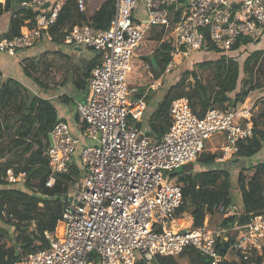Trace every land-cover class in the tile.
<instances>
[{"label": "built area", "instance_id": "1", "mask_svg": "<svg viewBox=\"0 0 264 264\" xmlns=\"http://www.w3.org/2000/svg\"><path fill=\"white\" fill-rule=\"evenodd\" d=\"M65 2L20 1L35 12L34 21L25 20L13 36L0 32V52L14 55L41 38L51 42L49 28ZM87 3L75 0L81 12H87ZM108 6L112 15L106 27L88 20L63 29V45L89 49L100 58L86 79L85 99L76 106L84 128L74 133L67 122L56 119L48 133L46 185L53 187L56 174L66 173L73 160L82 168L72 184V199L65 201L53 230L44 231L48 245L27 253L19 250L11 264H145L185 247L198 249L209 264L249 260L264 248V208L243 223L218 227L208 225L209 212L198 227L180 224L175 212L183 204L179 168L199 158L205 139L223 133L217 161L246 157L239 142L253 135L251 109L245 104L209 106L199 115L186 95H178L170 102L159 137L137 122L147 108L146 94L162 85V76L180 58L212 46L227 53L240 34L254 43L261 39L264 0H242L236 6L232 0H110ZM153 27L162 33L159 43L168 44L170 59L161 76L152 77L144 91L132 89V95L130 64L142 55L137 48ZM5 78L0 71V85ZM3 179L23 188L26 173L7 168ZM211 209L222 217L244 213L239 199L228 205L213 203ZM224 239L230 244L221 254L216 245Z\"/></svg>", "mask_w": 264, "mask_h": 264}, {"label": "trees", "instance_id": "2", "mask_svg": "<svg viewBox=\"0 0 264 264\" xmlns=\"http://www.w3.org/2000/svg\"><path fill=\"white\" fill-rule=\"evenodd\" d=\"M20 1L22 0L0 2V14L11 12L8 28L4 32L5 36L18 34L25 20L32 23L34 21L35 12L28 7L20 6ZM109 2L110 0H105L95 13H91L88 10L87 12L79 11L75 0H66L55 23L49 28L52 41L61 43L63 29L72 23L89 20L95 27H106L112 15V9L108 6ZM161 35V31L153 27L145 33L143 38L148 47H151L150 49L156 47L154 49L159 52V54H155L154 60L158 64L160 73L170 59L168 44L157 45ZM254 45L255 43L248 35L240 34L227 53L218 50L219 58L214 61L218 89L212 95H205L203 87L197 82L198 75L194 68L189 69L188 64H181L178 66V82L188 74L195 79L191 85V92L194 94L189 95L188 91L182 89L183 91H181L184 93L179 95H186L193 109L199 115L203 114L209 106H216L210 102L211 99L218 101L221 104L218 107L222 108L235 107L240 104L246 90L262 86L256 73H264V49L255 48ZM213 49L217 50L212 46L206 51L211 52ZM49 53L50 51L43 52L37 61H34L33 58L24 60L25 74L35 81H39L36 77L37 69L38 75L42 77L44 74L48 75L50 63L45 64L43 59L45 60ZM240 53L243 56L242 61L236 57ZM99 59V56L95 54L93 58L82 62L80 67H74V72L78 71L75 73L77 75L75 78H80L86 85V79ZM212 60L205 58V61L200 64L208 65L212 63ZM43 64L46 65L44 68L41 67ZM165 104L161 102L152 114L153 118L150 124L153 133L158 130L160 124H165L160 117V113L165 110ZM55 116L54 106L49 100L30 94L27 87L13 77L2 81L0 85V222L2 223L0 225V264H11L18 258L19 250L27 253L48 245L44 231L53 230L57 224L65 203L63 198L69 196L74 179L81 174V166L76 160H73L69 163L66 173L56 174L53 187H48L45 183L50 174L46 156L49 144L48 133L56 120ZM76 117L78 120L77 115ZM158 119L160 120L158 121ZM137 124L140 125L141 122H137ZM79 125L81 129L84 128L83 123ZM252 126V137L239 142L240 152L247 157L255 156L264 146V109L259 112L258 116L252 115ZM165 128L166 125L162 126L159 136ZM218 155L217 151L210 152L204 146L196 160L197 163H200L198 169L185 165L179 170L183 204L177 209L175 216L180 218L184 216L183 206L189 204L191 206V227L200 226L207 212L216 213L211 209L213 203L221 202L228 205L235 201L233 199L235 196L233 176H231L227 163L215 160ZM7 168H12L14 172L23 171L26 173L23 188L12 185L3 179ZM247 170L250 173L248 176L251 177L247 187H244L246 173L243 169L239 171L237 177L244 213L240 216L227 217H222L219 214L220 217L216 218L217 225L230 226L235 221L243 223L251 214L264 208V161H254ZM204 200L207 201L206 204L202 203ZM8 229L24 231L25 236L17 243V246L14 244L16 238H12ZM229 244L230 241L224 239L222 242L219 241L216 247L221 254H224ZM177 255L187 256V262L180 263L175 255H158L154 259L157 264H209L208 259L194 247H185ZM220 264H264V248L253 254L249 260H222Z\"/></svg>", "mask_w": 264, "mask_h": 264}, {"label": "crops", "instance_id": "3", "mask_svg": "<svg viewBox=\"0 0 264 264\" xmlns=\"http://www.w3.org/2000/svg\"><path fill=\"white\" fill-rule=\"evenodd\" d=\"M242 0H232L233 4L236 6L238 5ZM11 16V12H3L0 14V32H5L9 25V19ZM160 43L158 42L157 45ZM148 47L147 42L143 41L142 45H140L138 48L139 53L142 55L136 59H140L144 57L145 61V67L147 68V78L148 81L146 85H140L139 90L144 91L146 86L149 84V82L152 80V77H159L162 75L159 72L158 64H156L154 58L155 54H159L158 51H156V47H153L150 49L149 54H147L143 48ZM255 48L258 49H264V36L261 38L260 42L255 43ZM45 51H50V53L46 56L48 57L51 55L53 61L57 62V65H54V62H52V66H50V69L48 71V75H38V69L36 77L39 79V81H35L32 79V77L28 76L24 72V60L28 58H33L34 61L39 60L40 56H42V53ZM96 53L94 51H91L89 49L84 48H71L68 46H65L61 43H56L53 41H47L45 38H41L36 44L29 48H24L19 51H17L14 55H10L6 52H0V71H2L6 78L13 77L17 79L21 84H23L27 89L29 90L30 94H34L36 96L42 97L46 100H49L55 109V117L56 119H62L65 122H67L74 133H77L81 131L80 128V122L77 120L76 117V111L75 108L79 102H82L85 99L86 92H87V86L83 84V81L79 78H75L77 75H75L76 72H74V67H80L82 62L88 61L89 59L93 58V56ZM206 59H208L207 54L205 56ZM212 58V57H211ZM46 59V58H45ZM182 59V58H181ZM179 60L171 72L164 74L162 76V85L156 89L149 90L152 91V94L155 90L161 89L160 96L156 97L157 100L152 101V103L147 102V108L145 111V114L143 116V119L141 121L140 126L142 129L151 131V120L153 118V113L157 109L159 103V99L166 97L162 100V102H166L165 104V110L161 113V121L165 124H160L157 128L158 130L154 132L156 136L159 137V132L162 126L166 125L167 120L169 119V103L171 102V99L175 96L182 94L184 92L180 91L178 89V80H179V72H178V65L183 64L184 60L192 63L194 62L192 56H188L187 58H184L182 60ZM186 61L184 63H186ZM177 67V68H176ZM190 67V65H189ZM177 69V70H176ZM172 73V74H171ZM171 74V75H170ZM170 75V76H169ZM169 76V77H168ZM41 77V78H40ZM163 77L168 78V80H164ZM5 78V79H6ZM41 81V83H40ZM44 82V83H42ZM46 84V85H45ZM185 87V86H184ZM170 90H175L174 94L170 95ZM184 91H187L184 89ZM246 94L244 95L243 101L236 105L235 107H226V108H237L241 105L245 104L247 105L251 110L250 114H252L254 117L258 116L259 112L264 109V89H253V90H246ZM154 95V94H153ZM147 96V94H146ZM168 96V97H167ZM155 99V98H153ZM152 100V99H151ZM169 104V105H168ZM75 105V106H74ZM160 119H158L159 121ZM153 133V132H152ZM216 148L213 147L210 152H215ZM264 153V146L263 150L261 151V155ZM2 158V157H1ZM220 217L218 213L210 214L208 217V225L210 227H216L217 222L216 218ZM180 224H184L186 226H191L192 219L189 215V217L182 216L180 218ZM2 223L0 222V225ZM10 234L12 235V238L20 237L22 238L25 236V233L19 232L17 230L8 229Z\"/></svg>", "mask_w": 264, "mask_h": 264}, {"label": "rangeland", "instance_id": "4", "mask_svg": "<svg viewBox=\"0 0 264 264\" xmlns=\"http://www.w3.org/2000/svg\"><path fill=\"white\" fill-rule=\"evenodd\" d=\"M104 1L105 0H89L88 3H87L88 12L95 13L98 10V8L100 7V5ZM260 40L261 39H259L256 43L260 42ZM141 45H142V43H141ZM151 46H152V44H151ZM150 48L151 47H144L143 50L147 54H149ZM139 49L140 48H137V51H139ZM140 50H142V49H140ZM206 54H207V57H208L209 60L213 59L212 60V63L211 64H208V65L207 64H200L201 62L205 61ZM190 56L193 57L194 62L192 63V65L189 62V65H190L189 69H193L194 68L195 72L198 75V78H197L198 79V81H197L198 84L201 87H203V89L205 91V95H207V94H211V95L214 94V92L218 89V81H217V75H216V71H215V66H214L215 63H214V61H215V59H218L219 58V51L218 50H215V49L211 50V52L210 51H203V50L200 51V50H197V51H192V53L189 55V57ZM236 57L240 61L243 60V56L241 55V53L239 55H237ZM45 58L47 60L48 59L51 60V61H47L46 59L45 60L43 59V62L45 64L50 63V66H52V62H54V65L55 66L57 65V62L56 61H53L52 58H54V57H52L51 55H49L48 57H45ZM184 58H182V59H184ZM144 59H145L144 57H142L140 59L134 58L132 60L131 64H130L131 70H130L128 76H127V81L129 83V87H130V91H131V94L132 95H133V93H135V92H133L132 89H136L137 88V90H139V86L140 85H143V86L146 85V83L148 81V78H147V68L144 65L145 64ZM208 59H206V60H208ZM185 61H186V59L184 60V62ZM184 62H182V63H184ZM45 64L41 65V67L44 68L46 66ZM187 64H188V62L186 61L185 65H187ZM178 66H180V65H178ZM256 76H257V78L260 80V82L262 84V86L260 88H263L264 89V73H258L257 72L256 73ZM163 78H164V80H168V78L166 79V77H163ZM194 79L195 78L192 75L188 74L184 79H182L181 81L178 82V84H177L178 89L180 91L182 89L187 90L188 93H189V95L194 94V92H191V90H192L191 85L194 82ZM182 86L183 87L185 86V87L183 88ZM162 89L163 88L158 89V90H155L153 92L154 95L152 94V91H149L147 93V99H146L147 102L148 103L149 102L152 103V101H154V100L156 101L157 100L156 97H159L160 96V91ZM256 89H259V88H256ZM174 93H175V90H170V95L171 94H174ZM153 98H155V99H153ZM165 98L166 97H163V98L159 99L158 103L159 102L161 103L162 100L165 99ZM210 102L212 104L216 105V106H221V104L218 101H213V99H211ZM197 103L198 102L196 101V104ZM75 111H76V108H75ZM70 128H71V126H70ZM223 139H224V137H223V133L221 131L215 132L209 138L205 139V142L204 143H205L206 149L210 151L213 147H215L216 148V151L219 153L220 152V150H219L220 149V145L222 144ZM262 150H263V148L255 156H251V157H247L246 156L242 160L230 159V160L224 161V163H227V165H228V168L230 170L231 176H233L232 177V179L234 180L233 181V183H234L233 184V188H234V191H235V193H234L235 196L233 198L234 200H238L239 199L241 201V199H242V197L239 196L240 193H241V190H239L238 184H237V179H238L237 177H238L239 171L241 169H243L244 172L246 173L245 174V177H244V184H245L244 187H247V184H246L245 181H247L248 175L250 174L249 173V170H247V168L250 165H252L254 163V161H256V162L259 161V160L264 161V153L262 155L260 154ZM193 163L194 164H192V166H189V168L198 169L200 163H197L196 161L193 162ZM180 168H179V170H180ZM183 209H184V214H185L184 216L185 217H189L190 210H191V206L189 204H186L185 206H183ZM218 226L219 225H216V227H218ZM22 233L24 234V231H22ZM20 240H22V238L16 237V241L14 242V244L17 246V243H19ZM175 257L177 258V260L180 263L187 262V259H188L187 256H178V255H175ZM145 264H157V261L155 259H148V260L145 261Z\"/></svg>", "mask_w": 264, "mask_h": 264}, {"label": "water", "instance_id": "5", "mask_svg": "<svg viewBox=\"0 0 264 264\" xmlns=\"http://www.w3.org/2000/svg\"><path fill=\"white\" fill-rule=\"evenodd\" d=\"M48 137H49V139H50V136H49V135H48ZM186 166H187V167L192 166V163H189V164H187ZM71 199H72V196H71V195L66 196V197L63 198L64 201H66V200H71ZM143 263H144V262H143L142 260H139V261L137 262V264H143Z\"/></svg>", "mask_w": 264, "mask_h": 264}]
</instances>
